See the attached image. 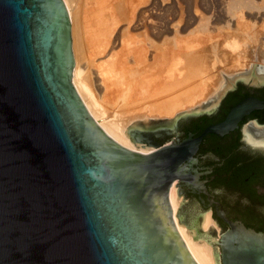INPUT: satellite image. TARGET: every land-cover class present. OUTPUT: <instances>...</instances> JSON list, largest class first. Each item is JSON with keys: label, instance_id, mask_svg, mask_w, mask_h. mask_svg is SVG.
<instances>
[{"label": "water", "instance_id": "water-1", "mask_svg": "<svg viewBox=\"0 0 264 264\" xmlns=\"http://www.w3.org/2000/svg\"><path fill=\"white\" fill-rule=\"evenodd\" d=\"M257 65L234 89L264 87ZM71 68L62 0H0V264H193L172 218L177 183L206 195L227 225L223 231L211 216L213 227L201 233L211 212L178 186V217L213 264H264V233L229 220L195 168L206 136L229 134L264 102L245 98L196 137L181 140L191 120L129 132L133 145L156 149L141 155L91 123ZM222 99L212 112L190 116L212 115Z\"/></svg>", "mask_w": 264, "mask_h": 264}, {"label": "bare ground", "instance_id": "bare-ground-1", "mask_svg": "<svg viewBox=\"0 0 264 264\" xmlns=\"http://www.w3.org/2000/svg\"><path fill=\"white\" fill-rule=\"evenodd\" d=\"M62 2L67 12L70 30L72 55L71 84L91 123L96 125L112 142L128 151L141 155L154 152L156 149L154 151L144 150L141 147L133 145L129 141L128 133L137 129L151 132L150 130L153 127L150 126L152 123L147 121L146 118L155 115L172 117L176 110L182 106L181 104L179 105V101L175 95L158 100L156 97L159 95L171 92L176 85L180 87L182 82H184V86L189 80L192 81L195 78H199L197 87L201 88L202 93L209 87L214 86L215 99L203 111L200 108H196L193 112L184 114L181 117L210 113L217 107L227 90H230L236 82L244 81L247 77L253 76V67H250L247 71L226 74V76L223 75L222 77H219L220 74L216 78L212 75L206 77L204 74L207 73L208 75L210 73L209 69L204 67L205 63L198 61L199 58L197 59V55L195 57L193 53L186 54L185 57L183 56V64L178 68L179 70L184 69V72H181L185 74L184 79L181 77L182 79H179V81H172L169 84L167 83L168 85H165V83V86L163 85L165 89L163 86L161 88L159 79H162L161 77L166 66L161 64L163 67H154L153 64L155 61H161L164 55L162 53L159 54V52L156 53V49V51L154 50L156 55L149 59L148 57L151 56L147 54L151 50V47H153L151 42H145V39L136 40L130 35V31L142 28L147 29V27L151 31H160L158 30L160 27H155L153 23L151 24L146 19L145 14L148 12L146 11L147 9L137 8L135 10V8L131 7L133 12L131 13L130 8H128V11H130L128 14L124 6L125 0H82L81 2L79 0H62ZM149 6L151 9L154 8L156 2L154 1ZM122 7H124L125 11ZM124 22L126 25L125 30L118 29L117 27ZM156 25L158 26V24ZM156 35L159 36V33ZM91 37L97 42L96 53L106 59L104 60V64L103 62H101L102 64L98 63L100 66H98V70L95 73L94 82L89 78L90 76L88 77L85 74V68L81 65L86 58L85 52L88 38ZM117 46L123 49L122 53L125 55L123 61H119L120 59H117V56L120 55H116L113 52ZM180 49H177L176 56L175 54H171L167 60L172 59L171 61H175ZM151 55L153 56V54ZM148 59L153 60V64H149ZM177 62L176 66L181 63ZM169 76L171 77L172 74H169ZM185 81L187 82L185 83ZM256 82L257 85H264V71L261 69H257ZM168 87L169 89L167 90ZM108 95L109 99H112V102L108 100L111 103L108 104L113 108H109L111 110H107L109 106L107 103V109L103 108L104 98L108 99ZM181 117L173 119V121H166V126H175L177 120ZM244 134L249 143L264 145V129L248 125L244 129ZM176 187L178 195H182L179 192L178 186ZM177 193L175 186H172L171 203L174 207L172 218L182 234L189 258L193 264H213L209 248L202 240L199 242L191 241L183 222L178 217L180 200ZM212 224V219L209 215L204 217L201 233L209 231Z\"/></svg>", "mask_w": 264, "mask_h": 264}, {"label": "rangeland", "instance_id": "rangeland-1", "mask_svg": "<svg viewBox=\"0 0 264 264\" xmlns=\"http://www.w3.org/2000/svg\"><path fill=\"white\" fill-rule=\"evenodd\" d=\"M81 1L82 0H79V2ZM154 1L156 2L157 7L154 6V8L151 9L149 5H151V3ZM154 1L125 0V5L123 3L122 4L125 6L126 13L128 14L130 13L128 8H130L131 13L133 12L132 8H135V10L137 8H142L143 10L147 9L146 11L148 12L145 14L146 19L150 21L151 24L153 23L155 27H160L158 29L160 31L158 32L157 30H152L153 33H151L152 31L147 27V29L142 28L130 31V35L136 40L145 39V42H151L153 47H151V50H149L147 54H150L149 56H151H147L149 59L156 55V49V53L159 52V54L162 53L164 55L161 61H155L154 64L153 60L148 59L149 64H153L154 67L162 66L161 64L166 66L165 71L163 70L164 73L161 77L162 79H159V81L162 83H160L161 88L165 83V85H168L172 81H179V79H182L181 77L184 79L185 74L181 73L182 71L184 72V69L179 70L178 68L182 66L183 59L186 54L194 53L195 57L197 55L196 58H199L198 61H203L205 63L204 67H207V69L210 71L208 75L207 73L204 74L206 77L212 75L216 78L219 74V77H222L223 75L226 76V74L229 75L235 74L236 72L238 73L247 71L250 69V67H253V64L257 62V69L264 71V0ZM122 9H124V7H122ZM156 24H158V26ZM125 26L126 25L124 22L121 23L117 28L120 30H125ZM157 33H159V36L156 35ZM154 35L158 38H155ZM96 47V40L93 37L88 38L85 52L86 58L81 64L85 68V74H87L88 77L90 76L89 78L92 79L93 82L95 73L98 70V66H100L98 63L103 62L104 64V60H106L103 58V56H100L96 53ZM186 47L188 48V51ZM179 48L181 49L177 58L175 57V61H171L172 59L167 60L171 54H175L176 56V51ZM113 52L116 55H120L117 56V59H120L119 61L124 60L125 55L122 53V47L121 49L120 46L115 47ZM151 54H153V56ZM177 61L181 62L178 64V66H176ZM169 74H172V76L170 77ZM189 81H185V83H187L184 84V86V82H182L180 87L179 85H176V87H178H175L174 90L172 89L171 92H166L167 94L164 93L156 97V99L161 100L175 95L177 96L179 105L181 104L182 106L176 110L172 117L155 115L146 118L147 121L152 123L150 127H153V130L161 126H166V121H173V119L175 120L184 114L193 112L196 108H200V110L203 111L204 109L208 108L211 101L215 99L216 94L215 91H213L215 90L214 86H211V88L209 87L205 92L202 93L201 88L197 87L199 78H195L191 82ZM234 86L230 90H233ZM168 89L169 87L167 90ZM107 98L108 99L104 98L105 102H103V108L107 109V106L109 105L107 110H111L113 109L110 107V102H112V99H109V95ZM108 100H110V102ZM106 103L110 104L107 105ZM202 116L206 115L203 114L198 117L190 116L186 118H179L176 122V126H182L187 120ZM152 129L150 131H153ZM253 149H255L253 151L264 155V148L254 147ZM175 189L177 193L176 186ZM179 196L182 195H178V197ZM181 204L182 200H180V206L178 209L179 214L181 212ZM209 216L211 218V215ZM210 227H213V224Z\"/></svg>", "mask_w": 264, "mask_h": 264}, {"label": "flooded vegetation", "instance_id": "flooded-vegetation-1", "mask_svg": "<svg viewBox=\"0 0 264 264\" xmlns=\"http://www.w3.org/2000/svg\"><path fill=\"white\" fill-rule=\"evenodd\" d=\"M248 97L264 102V87L237 85L222 99L217 110L207 116V120L191 119L186 127L190 133L186 136L183 134L181 140L189 134L196 137L199 131L221 122L232 107ZM255 121L264 125V108L245 116L237 129L223 137L206 136L195 155V168L202 173L199 179L205 181L210 198L221 204L229 220L264 233V155L253 151L254 147L264 148V145L249 143L244 134L246 126H256ZM242 136L244 139H241ZM177 185L184 196L194 198L204 211L211 212L219 228L223 231L227 229V225L216 217V206H209L206 195L198 194L182 183Z\"/></svg>", "mask_w": 264, "mask_h": 264}, {"label": "trees", "instance_id": "trees-1", "mask_svg": "<svg viewBox=\"0 0 264 264\" xmlns=\"http://www.w3.org/2000/svg\"><path fill=\"white\" fill-rule=\"evenodd\" d=\"M243 88V87H242ZM208 119V117L207 116H202V117H199V118H197L196 120H200V121H202V120H207ZM203 131V130H202ZM184 133V136H186L188 133H190V130L188 129V128H185L184 129V131H183ZM199 133H201L200 131H199Z\"/></svg>", "mask_w": 264, "mask_h": 264}]
</instances>
